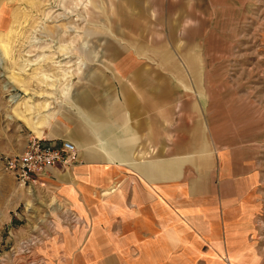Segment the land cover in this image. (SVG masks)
Returning <instances> with one entry per match:
<instances>
[{"label": "crops", "instance_id": "crops-1", "mask_svg": "<svg viewBox=\"0 0 264 264\" xmlns=\"http://www.w3.org/2000/svg\"><path fill=\"white\" fill-rule=\"evenodd\" d=\"M152 53L160 57L156 48ZM116 67L117 77L90 85L82 97L88 120L66 112L63 123L40 132L79 150L71 168L52 169L38 181L67 220L50 247L61 257L57 264H264V173L253 145H223L213 126L202 130L194 86L184 89L176 73L161 72L180 70L179 63L126 58Z\"/></svg>", "mask_w": 264, "mask_h": 264}, {"label": "rangeland", "instance_id": "rangeland-1", "mask_svg": "<svg viewBox=\"0 0 264 264\" xmlns=\"http://www.w3.org/2000/svg\"><path fill=\"white\" fill-rule=\"evenodd\" d=\"M119 1L0 0V264L60 262L50 247L67 221L62 205L39 183L21 187L2 162L43 139L39 132L63 123L66 112L88 120L82 97L118 76L116 61L179 63L180 70L161 72L194 86L202 130L213 126L223 145H253L264 173V0L177 8Z\"/></svg>", "mask_w": 264, "mask_h": 264}, {"label": "built area", "instance_id": "built-area-1", "mask_svg": "<svg viewBox=\"0 0 264 264\" xmlns=\"http://www.w3.org/2000/svg\"><path fill=\"white\" fill-rule=\"evenodd\" d=\"M78 160L79 150L74 143L34 138L21 153L5 158L2 165L21 187L33 190L50 170L71 168Z\"/></svg>", "mask_w": 264, "mask_h": 264}, {"label": "bare ground", "instance_id": "bare-ground-1", "mask_svg": "<svg viewBox=\"0 0 264 264\" xmlns=\"http://www.w3.org/2000/svg\"><path fill=\"white\" fill-rule=\"evenodd\" d=\"M3 50H4L5 54H6L8 49L6 48V46H4V47H3ZM6 55H7V54H6ZM46 77H47V76H46ZM46 77H45V79H46ZM47 79H48V77H47ZM55 87H56V86H55ZM33 128L36 129V128H38V127H37V126L35 127V125H34V123H33ZM39 133H40V132H39ZM38 135H39V134H38Z\"/></svg>", "mask_w": 264, "mask_h": 264}]
</instances>
